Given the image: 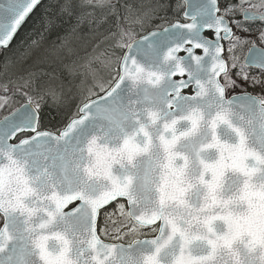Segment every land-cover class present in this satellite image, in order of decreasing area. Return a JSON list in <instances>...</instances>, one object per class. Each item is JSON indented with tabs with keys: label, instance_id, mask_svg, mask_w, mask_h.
Here are the masks:
<instances>
[{
	"label": "snow or ice",
	"instance_id": "1",
	"mask_svg": "<svg viewBox=\"0 0 264 264\" xmlns=\"http://www.w3.org/2000/svg\"><path fill=\"white\" fill-rule=\"evenodd\" d=\"M41 4L0 0V264H264V0H49L67 79L9 51Z\"/></svg>",
	"mask_w": 264,
	"mask_h": 264
},
{
	"label": "trees",
	"instance_id": "2",
	"mask_svg": "<svg viewBox=\"0 0 264 264\" xmlns=\"http://www.w3.org/2000/svg\"><path fill=\"white\" fill-rule=\"evenodd\" d=\"M169 2L173 9L177 4L183 6L182 0H169ZM48 3L49 0H44L41 7L35 9L29 16L11 42L9 51L22 53L29 47L32 40H40L41 47L34 53L33 58L39 55L41 59L31 71L36 74L46 73L48 76L67 79L68 72L65 66H80L92 52L93 48L91 51L88 50L94 43L92 28L85 23L73 32V26L76 24L74 16L58 18L51 31L38 28V22L44 15V6ZM70 62L73 63L70 65ZM31 63L32 61H29V64Z\"/></svg>",
	"mask_w": 264,
	"mask_h": 264
},
{
	"label": "rangeland",
	"instance_id": "3",
	"mask_svg": "<svg viewBox=\"0 0 264 264\" xmlns=\"http://www.w3.org/2000/svg\"><path fill=\"white\" fill-rule=\"evenodd\" d=\"M255 27H259V25L258 26H255ZM93 46H94V43H93V45H92V47L90 48V49H88V50H90L91 51V49L93 48ZM257 46H259V47H261V48H264V43H257ZM247 47H241L237 52H236V55L241 59V53H242V51H244L245 49H246ZM83 62V61H82ZM73 62H70L69 64L71 65ZM84 63V62H83ZM82 63V64H83ZM67 66H69V65H67ZM73 67V66H72ZM66 71V70H65ZM67 74V73H66Z\"/></svg>",
	"mask_w": 264,
	"mask_h": 264
},
{
	"label": "water",
	"instance_id": "4",
	"mask_svg": "<svg viewBox=\"0 0 264 264\" xmlns=\"http://www.w3.org/2000/svg\"><path fill=\"white\" fill-rule=\"evenodd\" d=\"M42 1H43V0H42ZM182 1H183V4H184V0H182ZM31 14H32V13H31ZM31 14H30V15H31ZM27 19H28V18H26V20H27ZM26 20H25V22H26ZM25 22H23V24H24ZM23 24L21 25V27L23 26ZM21 27H20V28H21ZM19 30H20V29H19ZM19 30H18V31H19ZM17 33H18V32H17ZM15 36H16V35H15ZM257 48H258V47H257ZM2 50H3V49H2ZM201 54H202V53H201ZM254 55H259V53L256 52V51L254 50L252 53H249V52H248V54H247L246 57L251 58V57L254 56Z\"/></svg>",
	"mask_w": 264,
	"mask_h": 264
},
{
	"label": "flooded vegetation",
	"instance_id": "5",
	"mask_svg": "<svg viewBox=\"0 0 264 264\" xmlns=\"http://www.w3.org/2000/svg\"><path fill=\"white\" fill-rule=\"evenodd\" d=\"M256 26V25H255ZM254 26V27H255ZM247 53H248V48H246L244 51H242V53H241V61H243L244 60V58L247 56Z\"/></svg>",
	"mask_w": 264,
	"mask_h": 264
}]
</instances>
